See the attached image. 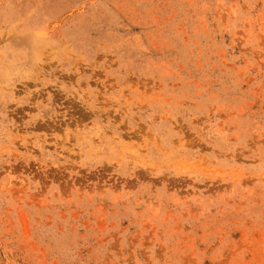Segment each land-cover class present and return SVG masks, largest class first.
Masks as SVG:
<instances>
[{"label": "rangeland", "instance_id": "1", "mask_svg": "<svg viewBox=\"0 0 264 264\" xmlns=\"http://www.w3.org/2000/svg\"><path fill=\"white\" fill-rule=\"evenodd\" d=\"M0 264H264V0H0Z\"/></svg>", "mask_w": 264, "mask_h": 264}]
</instances>
